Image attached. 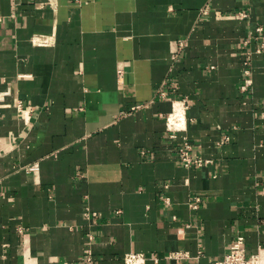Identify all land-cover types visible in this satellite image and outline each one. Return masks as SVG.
<instances>
[{
  "label": "crops",
  "instance_id": "obj_1",
  "mask_svg": "<svg viewBox=\"0 0 264 264\" xmlns=\"http://www.w3.org/2000/svg\"><path fill=\"white\" fill-rule=\"evenodd\" d=\"M0 15V264H214L238 235L264 261V53L241 91L264 0H0ZM184 140L209 163L186 168Z\"/></svg>",
  "mask_w": 264,
  "mask_h": 264
},
{
  "label": "built area",
  "instance_id": "obj_2",
  "mask_svg": "<svg viewBox=\"0 0 264 264\" xmlns=\"http://www.w3.org/2000/svg\"><path fill=\"white\" fill-rule=\"evenodd\" d=\"M206 12V11H204ZM239 16L246 17L245 14H239ZM4 20V17L0 15V23H2ZM254 44L255 48L254 50H250L244 59L243 62V82L241 85V91L243 93L249 92L252 84H253V77H252V64L253 59L255 55H260L264 53V36H263V28L258 27L255 30V35H252L248 40L245 42L246 46H250ZM183 44H181V50L183 48ZM174 59H178V54L174 57ZM165 97V93L160 94V98ZM18 113L21 114L24 117H28L32 111L25 110L23 107L22 102H19L17 105ZM168 121V131L170 133L169 137L171 139H177V132L181 130V122L182 119L179 116H170L167 119ZM192 150L193 146L188 140H184L182 146L179 148V157L182 161V164L186 168H190L192 166H198L203 167L205 164H208L209 162H203L201 159L196 158L192 156ZM38 165L34 164L33 166H30L28 168V172H35L37 171ZM201 198H196L194 201L190 204V206L194 209H197L199 207V204L201 203ZM98 217V214L95 212H87V218L88 219H96ZM183 230L179 231V235L182 234ZM93 240V238H90ZM168 260L175 262L176 264H185V260L189 258V253L184 251H177L172 254H169ZM149 260L154 261L155 263L159 262V257L156 254H153L152 256L148 257L145 254L141 253H131L127 254L124 259V264H147ZM85 264H95L94 262V256L91 251L87 253ZM214 264H264V261L261 258L260 254H254L249 256L247 253V249L245 246V237L242 235H238L233 242L230 251L220 260L215 262Z\"/></svg>",
  "mask_w": 264,
  "mask_h": 264
},
{
  "label": "bare ground",
  "instance_id": "obj_3",
  "mask_svg": "<svg viewBox=\"0 0 264 264\" xmlns=\"http://www.w3.org/2000/svg\"><path fill=\"white\" fill-rule=\"evenodd\" d=\"M175 116H178V114H176Z\"/></svg>",
  "mask_w": 264,
  "mask_h": 264
}]
</instances>
